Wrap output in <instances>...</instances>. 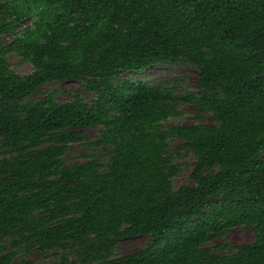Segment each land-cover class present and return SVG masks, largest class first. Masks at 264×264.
I'll list each match as a JSON object with an SVG mask.
<instances>
[{"label": "trees", "instance_id": "trees-1", "mask_svg": "<svg viewBox=\"0 0 264 264\" xmlns=\"http://www.w3.org/2000/svg\"><path fill=\"white\" fill-rule=\"evenodd\" d=\"M16 29L0 46V264L60 249L84 264H264V0H0V44ZM167 62L195 67L199 96L120 80ZM62 80L96 98L32 100ZM181 103L212 121L164 126ZM97 126L88 146L106 156L66 162ZM169 138L194 154L196 185L173 187ZM237 224L251 242L212 243ZM136 236L150 240L113 255Z\"/></svg>", "mask_w": 264, "mask_h": 264}, {"label": "rangeland", "instance_id": "rangeland-1", "mask_svg": "<svg viewBox=\"0 0 264 264\" xmlns=\"http://www.w3.org/2000/svg\"><path fill=\"white\" fill-rule=\"evenodd\" d=\"M35 18H26L22 26L32 25ZM19 30L11 32L2 37L0 46L6 45ZM8 58L11 69L18 75L24 76L32 72V64L25 60L19 53H8ZM121 79H129L133 81H145L151 86L170 85L177 93H191L200 95L198 86V73L194 66L184 62H167L162 64H153L147 67L142 72L129 71L120 75ZM81 89L82 96L86 103L92 104L96 95L84 88V83L77 80H62L53 81L42 85L33 95L32 100H37L43 97L47 92L56 91V99L58 101L70 100L76 89ZM212 118L209 113L204 116H199V111L195 103H181L177 107V113L170 116L163 122L164 126L192 124V123H210ZM100 127H92L85 130L84 139L81 143L71 144L65 158L66 162L72 163L86 160L89 155H95L101 158L106 156L104 150L106 147H89L88 144L98 139ZM170 151L173 156V162L178 168L177 174L172 178V185L178 188L181 185L194 186L196 182L192 179L191 173L196 163L194 154L188 150L185 143L178 138H169ZM264 157V152L262 153ZM107 160V159H104ZM106 162V161H105ZM253 239L252 228L242 224H237L227 234L217 236L212 240V243H229L234 246L246 244ZM150 240V236H136L128 239L120 240L113 247L114 256H125L138 251L146 245ZM24 259L34 261L36 264H84L73 253L67 250H52L45 255L34 250L22 256ZM13 264H21L20 260L14 261Z\"/></svg>", "mask_w": 264, "mask_h": 264}]
</instances>
